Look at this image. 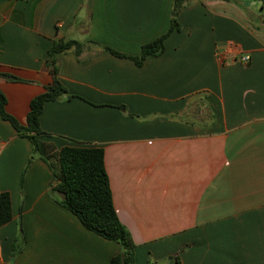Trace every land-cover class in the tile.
<instances>
[{"label": "crops", "instance_id": "obj_1", "mask_svg": "<svg viewBox=\"0 0 264 264\" xmlns=\"http://www.w3.org/2000/svg\"><path fill=\"white\" fill-rule=\"evenodd\" d=\"M174 0H0V80L7 111L26 122L52 82L57 55L69 92L45 104L41 127L57 149H104L113 201L136 244V264H264V1L191 0L180 30L142 65L170 27ZM242 55H250L248 63ZM31 142L0 114V264H111L120 246L88 230L52 193ZM16 250V253L14 252Z\"/></svg>", "mask_w": 264, "mask_h": 264}, {"label": "trees", "instance_id": "obj_2", "mask_svg": "<svg viewBox=\"0 0 264 264\" xmlns=\"http://www.w3.org/2000/svg\"><path fill=\"white\" fill-rule=\"evenodd\" d=\"M190 1L174 0L169 29L155 40L145 43L139 55H130L108 46H105V49L115 56L129 58L137 65H142L148 56L162 53L165 49V39L174 31L180 30L178 15ZM83 47L84 44L75 39H56L48 51L52 82L42 93L32 98L26 122H20L7 111V96L1 88L0 114L3 119L13 125L20 136L26 137L31 142L33 153L28 165L35 156L41 157L49 165L56 181L51 192L61 195L60 204L77 216L88 230L120 246V252L111 258V264H136V244L115 209L105 167L104 149L81 143L65 145L57 149L53 142L46 140L50 134L41 127V115L47 102L56 101L65 96L68 99L79 97L70 93L60 80L57 55L71 49L80 55ZM1 79L27 81L3 71H0ZM12 217L11 194L8 191L0 192V226L9 222ZM14 252L16 253V250Z\"/></svg>", "mask_w": 264, "mask_h": 264}, {"label": "built area", "instance_id": "obj_3", "mask_svg": "<svg viewBox=\"0 0 264 264\" xmlns=\"http://www.w3.org/2000/svg\"><path fill=\"white\" fill-rule=\"evenodd\" d=\"M240 59H241L242 62L248 63L250 61L251 57H250V55H242L240 57ZM1 251H2V247H1V244H0V263H1V256H2L1 255Z\"/></svg>", "mask_w": 264, "mask_h": 264}]
</instances>
